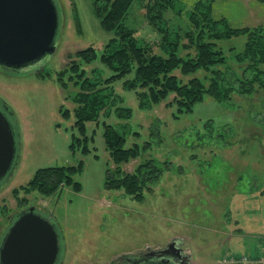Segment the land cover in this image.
<instances>
[{"label": "rangeland", "instance_id": "1", "mask_svg": "<svg viewBox=\"0 0 264 264\" xmlns=\"http://www.w3.org/2000/svg\"><path fill=\"white\" fill-rule=\"evenodd\" d=\"M54 2L60 24L51 57L18 73L0 67V108L12 122L19 154L12 177L0 182V241L19 215L35 206L57 226L60 264H118L124 261L122 256H141L175 240L190 254L193 264H224V257L237 260L242 254L264 253V88L255 83L254 91L241 90V80L252 75L244 59H235L244 48L246 35L220 42L228 56L222 63L225 73L220 83L234 86L228 96L207 95L185 113H177L166 100L143 106L134 91L123 85L124 79L132 77L127 75L113 86L122 104L133 107V113L122 119L112 111L110 116L102 113L90 121L87 135L93 138L90 150L84 151L83 142L74 137H83L73 127L76 103L72 91L77 87L71 80L68 87L63 86L59 72L70 75L77 51L94 46L97 58L84 66L96 68L91 77L111 75L113 71L100 56L115 32L101 25L94 0ZM145 3L136 0L125 21L150 43L160 36L145 17ZM176 3L167 10L170 24H189L192 12L208 4L211 10L205 18H226L233 27H264V0ZM196 75L211 84L209 71L201 69ZM63 106L71 111L70 116L63 114ZM106 123L121 132L128 128L140 133L127 134V146L151 142L124 169L132 171L146 158L164 168L140 198L124 188L106 186L107 168L113 166L103 135ZM74 141L75 148L71 146ZM79 162L83 169L75 179L81 190L65 186L45 195L39 189L22 188L41 167Z\"/></svg>", "mask_w": 264, "mask_h": 264}, {"label": "trees", "instance_id": "2", "mask_svg": "<svg viewBox=\"0 0 264 264\" xmlns=\"http://www.w3.org/2000/svg\"><path fill=\"white\" fill-rule=\"evenodd\" d=\"M135 1L94 0L101 25L115 32L100 56L102 63L113 71L111 75L91 77L96 68L88 70L84 66L97 58L98 49L94 46L77 51V58L70 63V75L65 70L59 72L63 86L68 87V81L71 80L77 87L72 91L76 103L73 127L83 137H74L83 142L84 151L90 150L89 140L93 138L87 135L90 121L97 120L102 113L110 116L112 111L122 119H129L133 113V107L122 104L113 86L127 75L132 74V77L124 79L123 85L134 91L143 106L166 100L167 105L175 107L177 113H185L193 111L195 105L207 95L217 98L228 96L234 86L220 83L225 73L221 68L222 63L228 58L225 48L220 45L224 39L246 35L244 48L235 54V59L237 62L244 59L252 75L241 80V90L244 93L254 91L255 83L264 88V27H233L226 23V18H205L204 14L211 10L208 4L204 9L192 12L189 24L182 26L178 22L174 25L170 24L166 14L168 9L176 6V0H141L147 1L144 5L145 17L160 36L158 41L149 43L139 37L136 27L129 26L125 21ZM177 11L180 13L181 8ZM198 12L200 15H197ZM155 47L162 49V52L156 51ZM184 50L188 52L185 54ZM201 69L212 74L210 85H207L206 78L196 75ZM231 76L236 79L241 77L240 74ZM172 94L174 96L169 99ZM111 106L115 108L111 109ZM63 110L66 117L70 116L68 108L63 106ZM123 127H127L126 124ZM127 134L140 135L138 131L130 132L125 128L121 132L113 124H105L103 135L113 161V166L107 168L105 183L109 188H124L127 194L140 198L145 187L156 182L164 168L159 167L153 158H146L132 171L124 169L126 163L140 157L142 151L151 146V142L144 145L135 142L127 146ZM76 144L74 141L71 146L75 148ZM82 169L83 162L41 167L28 185L22 188L28 191L39 189L45 195L53 194L65 186L81 190V183L75 176Z\"/></svg>", "mask_w": 264, "mask_h": 264}, {"label": "water", "instance_id": "3", "mask_svg": "<svg viewBox=\"0 0 264 264\" xmlns=\"http://www.w3.org/2000/svg\"><path fill=\"white\" fill-rule=\"evenodd\" d=\"M60 15L54 0H0V65L23 69L56 50ZM16 133L0 109V182L14 174L19 158ZM60 235L35 206L22 212L0 246V264H60Z\"/></svg>", "mask_w": 264, "mask_h": 264}, {"label": "flooded vegetation", "instance_id": "4", "mask_svg": "<svg viewBox=\"0 0 264 264\" xmlns=\"http://www.w3.org/2000/svg\"><path fill=\"white\" fill-rule=\"evenodd\" d=\"M4 71L21 72L6 66H0ZM1 243V241H0ZM124 261L118 264H193L190 261V254L184 251L179 241L170 242L166 247L157 251H148L141 256H133L132 254L122 256Z\"/></svg>", "mask_w": 264, "mask_h": 264}, {"label": "built area", "instance_id": "5", "mask_svg": "<svg viewBox=\"0 0 264 264\" xmlns=\"http://www.w3.org/2000/svg\"><path fill=\"white\" fill-rule=\"evenodd\" d=\"M229 259L230 258L225 257L222 263L228 264V262L234 261L235 262L234 264H264V253L256 257H250L247 254H242L237 260H233L232 258L231 260Z\"/></svg>", "mask_w": 264, "mask_h": 264}, {"label": "crops", "instance_id": "6", "mask_svg": "<svg viewBox=\"0 0 264 264\" xmlns=\"http://www.w3.org/2000/svg\"><path fill=\"white\" fill-rule=\"evenodd\" d=\"M258 254V253H257Z\"/></svg>", "mask_w": 264, "mask_h": 264}]
</instances>
